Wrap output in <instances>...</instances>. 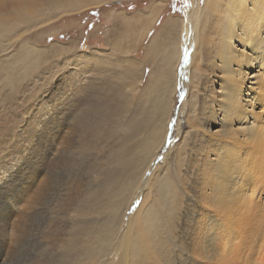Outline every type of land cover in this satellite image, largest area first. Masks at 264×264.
Masks as SVG:
<instances>
[{
	"label": "rangeland",
	"instance_id": "obj_1",
	"mask_svg": "<svg viewBox=\"0 0 264 264\" xmlns=\"http://www.w3.org/2000/svg\"><path fill=\"white\" fill-rule=\"evenodd\" d=\"M159 1L161 18L148 40L134 46L138 62L163 20L182 17L191 4ZM150 2L109 3L54 20L0 58V264H54L57 258L59 264L118 263L126 217L139 204H130L125 218L124 209L165 119L155 111L157 98L141 88L151 74L155 78V63L167 72L170 56L145 64L138 84V69H128V55L121 54L125 48L115 54L106 37L116 29L110 13L145 14ZM19 53L24 57H9ZM186 96L178 90L173 97L172 121L156 160L188 131L181 106ZM197 147L185 137L157 173L140 215L154 207L156 219L133 231L131 240L145 244L130 264H178L190 255L188 231L199 210ZM258 256L264 264V253Z\"/></svg>",
	"mask_w": 264,
	"mask_h": 264
},
{
	"label": "bare ground",
	"instance_id": "obj_2",
	"mask_svg": "<svg viewBox=\"0 0 264 264\" xmlns=\"http://www.w3.org/2000/svg\"><path fill=\"white\" fill-rule=\"evenodd\" d=\"M122 1L136 0H0V58L16 43L26 45L35 32L54 20ZM190 3L182 17L170 15L163 20L139 62L133 58L134 46L148 40L149 30L161 18L163 3L151 0L145 14L110 13L116 29H111L106 41L115 54L118 48H125L121 54L128 55V69H138V84L144 78L145 64L170 56L167 72L155 63V78L151 74L147 86L141 88L157 98L155 111L165 119L151 149L149 144L124 209L123 218L130 204H139L126 217L117 264H130L131 258L140 255L145 243L132 241L131 235L155 221L157 213L153 207L146 217H140L148 203L147 191L168 157L181 150L185 137L198 145L193 167L199 210L191 223L193 230L188 231L190 255L180 258L178 264H260L256 255L264 253V0ZM178 90L187 94L181 106L188 131H182L175 146L156 160L169 131V114ZM166 92L167 100L163 97ZM178 130L176 124L175 131L180 133ZM57 259L54 264H59Z\"/></svg>",
	"mask_w": 264,
	"mask_h": 264
}]
</instances>
